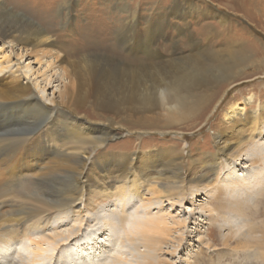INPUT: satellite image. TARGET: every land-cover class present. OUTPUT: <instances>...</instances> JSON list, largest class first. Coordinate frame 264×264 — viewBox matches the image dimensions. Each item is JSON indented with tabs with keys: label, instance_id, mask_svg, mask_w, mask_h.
<instances>
[{
	"label": "rangeland",
	"instance_id": "rangeland-1",
	"mask_svg": "<svg viewBox=\"0 0 264 264\" xmlns=\"http://www.w3.org/2000/svg\"><path fill=\"white\" fill-rule=\"evenodd\" d=\"M0 5L11 14L17 15L19 22L27 19L45 27L49 40L54 42L53 47L51 46L54 56L39 53L37 61L29 53L31 46L18 43L15 45L10 37L0 35V49L3 54H8L10 69L16 70L18 74H27V79L21 77L22 82L31 84L33 78H37V88H33V94L40 97L41 102L49 107L53 104L45 100L44 96L59 101L60 95L63 94V85L68 81L61 75L62 68L66 65L84 66L86 59L95 64L86 62L91 68H96L97 71L105 69L107 75L104 76L110 75L112 80L115 79L114 75H129L120 74L119 65L139 68L140 65L151 63L155 68L173 69L174 64L175 68H179L183 61L187 63L186 66L191 67L193 73L203 72L209 77L210 80L205 81L209 82V90L205 92L206 95L215 92L214 98L207 103V99H202L201 96L204 92L200 95H189L187 99L191 103L197 100L196 110L193 112V109L184 107L181 109L182 114L179 111V115L173 117L165 115L166 112L159 108H152L150 111L129 110L116 115L114 123H110L90 115L96 112L93 108L96 103L92 93L87 94L82 104H71L73 111L68 104L59 105L58 109L61 111L81 119L92 134L106 138L103 145L92 154L98 151L111 154L133 153V156L139 158L146 153L172 147L182 151V162L187 163V153L197 157L202 153L215 152L213 134L216 132V126L224 124V114L229 104L251 97L236 115L234 125L240 117L248 119L253 110L264 105V0H0ZM130 32L134 34V39L129 36ZM125 36L132 38V51L124 44L128 42L121 41ZM144 38L148 39V45L151 44L146 50L142 48ZM173 48L175 51L171 52ZM19 52L22 58L16 60V54ZM220 55L227 58L224 65L234 63L235 66L225 70L222 74L225 78L222 76L214 81L212 78L222 73L218 72L223 65L219 59ZM47 63L50 65L47 66ZM24 66H29L30 72L34 71L35 75H28L30 72ZM79 69L80 66L77 67V70ZM230 77L231 82H227ZM44 84L46 86L42 92L40 90ZM120 84L118 82V85ZM93 86L88 85L89 89ZM111 92L116 94V98H121L118 96L121 94ZM45 120L46 116L42 115L34 124L24 126L20 123L8 133H13V136H40L39 130ZM247 135L248 132L243 133L244 137ZM33 143L34 140L29 139L26 146L29 147ZM49 158L47 155L41 165H49ZM221 162L216 175L211 176L214 177L212 187L210 185V188L199 190L196 197L191 194L190 187L185 186L184 193L178 200L162 198L146 201V197L150 195L146 193L147 187L141 183L138 195L135 193L129 197L128 200L133 202L135 215L139 216V219L148 215H161L169 227L161 249L149 253L148 258L152 259L153 264H264V243L261 244L260 238L261 230L264 232V193L257 202L255 201L256 205L252 204L254 195L250 197V205L244 208L243 215L235 216L229 213L223 216L222 211H214V196L219 195L225 188L226 172H231L236 178L246 174L251 168L247 162H240L234 157L229 162ZM38 173L42 172L32 168L25 176L23 186L14 187L17 188L11 198L14 204L11 207L14 210H10L9 206L0 207L1 221L4 217L19 216L15 215L18 211V198L29 189V196L36 200L53 199L60 192V181L56 180V177L55 180L42 181L39 186H34L32 183ZM126 186L129 187L128 184ZM4 199L6 196L0 197V201ZM32 201L34 200L32 199L31 203ZM145 202H150V207L146 206L148 204ZM76 207L83 209V204L79 203ZM107 208L103 210L109 213L110 207ZM113 211L115 212L114 208ZM86 212L91 213V216L95 214L88 210ZM123 214L118 210L113 216L117 217L114 218L115 221ZM77 216V212L68 211L65 219L57 220V224L61 222L59 226L55 225L56 221L50 222L49 225L42 222L43 226L41 223L38 227L32 225L30 228L29 225L18 227L14 220L0 222V225L4 224L6 227L13 225L18 234L16 240L9 245V259L18 261L20 259L17 257L20 255L23 258L32 256L39 248L47 255L44 264H54L62 248L67 247L71 255L75 254L79 251L77 246L80 248L77 238L79 240L83 237L84 232L81 233L80 230L86 223L76 219ZM76 227H80V230L73 231ZM126 227L123 229L124 235L131 237L138 232L132 231V224ZM249 227L254 228L253 239H247V234L244 233ZM71 230L75 234L71 233ZM127 230H131V234ZM68 243L69 245L65 246ZM111 244L96 264H106L107 259L118 253L133 262L142 260L143 248L133 249L126 242L122 245L120 240L112 241ZM88 259L87 255H84L85 263ZM81 261H72L66 257L62 262L79 264Z\"/></svg>",
	"mask_w": 264,
	"mask_h": 264
},
{
	"label": "bare ground",
	"instance_id": "bare-ground-1",
	"mask_svg": "<svg viewBox=\"0 0 264 264\" xmlns=\"http://www.w3.org/2000/svg\"><path fill=\"white\" fill-rule=\"evenodd\" d=\"M16 17L17 15L11 14L9 10L0 5V35L10 37L15 45L18 43L31 46L29 53L35 57L34 60L39 61V53L54 56L51 48L54 42L49 40L45 27L27 19L19 22L20 20ZM127 26L132 28L130 25ZM129 36L135 38L132 32ZM129 36L122 37L121 41L128 42L124 44L132 51V38ZM142 41L144 50L151 47V44L148 45L147 38ZM171 50L174 52L175 48ZM57 53L59 52L57 51ZM16 58V60L22 58L21 52L16 54ZM219 59L223 65L218 72L222 71V73L216 78H212L214 81L221 78L225 70L235 66L234 63L224 65L227 58H223L221 55ZM86 62L94 64L91 60L86 59L84 61L86 68L80 64L66 65L62 68L63 74L61 75L68 81L66 80L67 83L63 85L64 90L59 101L44 96V99L54 106L49 107L41 102L40 97L33 94V88H37L35 85L37 78H33L34 85L22 82L21 77L27 79V74L21 71V76L16 73V70L12 71L9 67L8 54H3V50L0 49V197L6 196V199L0 201V207L9 206L10 210L13 209L11 206L14 204H12L11 198L15 194V189L21 188L25 176L32 168L42 172L35 177V181L32 183L34 186H39L42 181L55 180L56 177V180L60 181L61 187L60 192L53 199L36 200L29 196L30 189L25 191L22 199L18 198L19 204L16 205L18 211L15 215L19 216L4 217L3 222L7 219L14 220L19 225L18 227L29 225L30 228L32 225L37 226L42 222L49 225L50 222L56 221L55 225L59 226L61 222L57 224L58 219H65L68 211H75L78 215L76 219L86 222L81 230L80 227L73 229V231L84 232L83 237L79 240L77 236L75 237L80 245V248L77 246L79 251L71 255L67 247L62 248L53 262L54 264H64L62 261L66 257L72 261L82 260L79 264H96L100 256L107 251L108 245H112L111 242L117 240H120L122 245H125L126 242L128 246L136 250L143 248L142 260L133 262L118 253L107 259L106 264H153L152 259L148 258L149 253L161 249L164 236L168 235L169 227L161 215L156 217L148 215L140 219L135 215V206L128 199L140 191L141 184L147 187L146 193L150 195V197H146V201L162 198L178 200L184 193L185 186L190 187L191 194L196 197L199 190L210 188L212 178H214L211 176L216 175L221 161L229 162L234 157L240 162H247L248 167H251L248 170L250 173L246 172L241 177L234 178L231 172H226L225 188L223 187L224 189L220 191V194L218 193L219 195L214 196L212 209L222 211L223 216L229 213L235 216L241 215L244 208L250 205L248 201L252 195H254L252 204L256 205L255 201L264 193V127H262L264 126V105L253 110L250 118L241 119L240 117L234 125L237 120L236 115L240 113L251 97L229 104L224 114V124L216 126V132L213 134L215 152L212 154L202 153L197 157H192V154L187 153V163L182 162V151H177L172 147L146 153L145 156L142 155L139 158L133 156V153L111 154L98 151L92 154L103 145L106 138L92 134L90 128L86 127L81 119L61 111L58 109L59 105L68 104V107L73 111L72 105L82 104L87 94L92 93L96 103L93 108L96 112H92L90 115L114 123L116 115L119 116L120 113H126L129 110L150 111L152 108H159L165 111V115L167 114L169 117L179 115V111L182 114L181 109L184 107H189L188 110L193 109L194 112L198 105L197 100H193L191 103L187 99L189 95H200L204 92L201 95L202 99H207L208 103L214 98L215 92L206 95V90H209V82L205 81L210 80L209 77L203 72L193 73L191 67L186 66L185 61L182 62V65L179 64V68H175L174 64L173 69L170 67L155 68L151 63H149L150 65H140L139 68L119 65L120 74H129L130 76L114 75V80L109 74V76H104L107 75L105 69L97 71ZM49 65L50 63H47V66ZM78 66L81 70H77ZM24 68L30 72L29 66H24ZM28 75L32 77L35 73L33 71ZM117 78L120 79L117 80ZM231 79L232 77L227 79V82H231ZM118 82L121 84L118 85ZM90 84L94 85L91 89L88 87ZM45 86L46 84L40 91L44 92ZM118 90L120 91L118 92ZM111 91L121 94L118 95L121 98H116V94ZM42 115L46 116V120L42 123L43 125L41 124L40 136H13V133H8L12 131V127L18 126L20 123L24 126L34 124V121L42 118ZM244 132H248L247 137L243 136ZM29 139L34 140V143L27 147L26 142ZM47 155L50 157L49 165L42 166L41 162ZM127 184L129 187L126 186ZM14 187L17 188L14 189ZM221 194L222 196H220ZM32 199L33 203H31ZM79 203L83 204V209L76 207ZM146 203L148 204L146 206L150 207V202ZM108 206L110 207L109 213L104 211L108 209ZM87 210L95 213L94 216L86 212ZM118 210L124 214L115 221L114 218L117 217L113 216L117 214ZM2 221L0 220V222ZM130 224L134 226V230H132L134 233L138 230L131 237L124 235L123 230ZM249 228L244 233L247 234V239H253L254 228ZM73 231L71 230V233ZM41 234L43 235V232ZM17 235L13 225L11 227L0 225V264H44L47 255L43 254L40 248L36 249L32 256L29 255L25 258L18 253L21 256H16L20 259L18 261L9 259L7 251H9V245L16 240ZM260 238L261 244H263L264 232L262 230ZM54 242L56 241L54 240ZM71 242L70 239L69 243ZM69 243L65 246H68ZM84 255L89 258L86 263L83 260Z\"/></svg>",
	"mask_w": 264,
	"mask_h": 264
}]
</instances>
